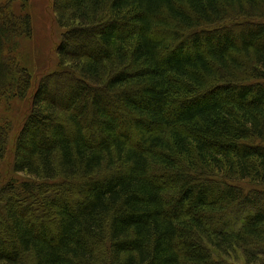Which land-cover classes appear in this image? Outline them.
Returning <instances> with one entry per match:
<instances>
[{"label": "trees", "instance_id": "16d2710c", "mask_svg": "<svg viewBox=\"0 0 264 264\" xmlns=\"http://www.w3.org/2000/svg\"><path fill=\"white\" fill-rule=\"evenodd\" d=\"M19 1L0 0V99L31 89ZM53 8L59 69L14 143L28 178L0 173V264H264V0ZM11 130L0 114V159Z\"/></svg>", "mask_w": 264, "mask_h": 264}, {"label": "rangeland", "instance_id": "374dc122", "mask_svg": "<svg viewBox=\"0 0 264 264\" xmlns=\"http://www.w3.org/2000/svg\"><path fill=\"white\" fill-rule=\"evenodd\" d=\"M27 1V7L23 0L19 1L18 4H16L17 6L15 7V11L19 15H30L32 21V38L22 41L20 54L18 56L21 66L26 68L32 75L31 89L29 90V93H27L22 99H16L13 97L10 98L6 96H3L0 99V114L6 121L7 126L11 127L12 125L7 153L4 158L0 159V173L3 176V180L11 178H14V180H25L28 178L26 176L27 174L24 172H21L17 175L12 171L15 139L24 119L30 113L34 89L36 88L40 78L45 74L59 69V56L57 47L61 42L63 30L59 27L56 21L53 0ZM22 7L26 8L22 10ZM67 94L68 92L65 93V95ZM90 95L91 98L94 97V94ZM58 99L61 101L62 96L58 95ZM73 111L75 112L76 110L72 109V112ZM132 115L137 116L135 113H132ZM86 116H88V118L90 117L87 112ZM128 117H130L129 114L124 115L125 119ZM120 131L125 132L126 129L123 127ZM84 180L85 178H81L80 182H83ZM70 190L73 191L72 188H65L67 193H69L68 191ZM233 262V264H244L242 261Z\"/></svg>", "mask_w": 264, "mask_h": 264}]
</instances>
